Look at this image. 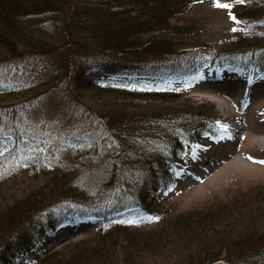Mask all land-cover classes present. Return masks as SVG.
<instances>
[{
	"label": "trees",
	"instance_id": "obj_1",
	"mask_svg": "<svg viewBox=\"0 0 264 264\" xmlns=\"http://www.w3.org/2000/svg\"><path fill=\"white\" fill-rule=\"evenodd\" d=\"M198 1L0 0V68L12 55L23 59L19 68L4 69L6 76L0 72V102L15 100L0 106V264H18L47 229L76 212L103 226L37 264H264V187L216 194L188 210L161 206L189 148L215 127V103L195 102L189 84L151 87L86 77L96 69L148 78L180 70L191 77L205 67L221 77L223 66L239 58L264 74V0H217L230 3L247 29L221 48L204 39L196 43L197 26L172 20ZM48 53H58L56 65L40 61ZM100 55L138 60L133 69H112L91 62ZM66 78L98 95L97 104L110 113L95 114L92 135L85 129L80 134L87 135L53 141L47 133L53 125L48 129L36 111L49 92L60 94ZM26 94L31 97L23 99ZM33 117L43 125L23 123ZM88 139L97 146L95 156H86ZM76 141L83 143L76 148L85 152L80 158L95 161V171L40 175L54 167L55 142ZM133 209L160 218L161 226L132 227L123 215ZM17 232L28 235L18 249Z\"/></svg>",
	"mask_w": 264,
	"mask_h": 264
},
{
	"label": "rangeland",
	"instance_id": "obj_2",
	"mask_svg": "<svg viewBox=\"0 0 264 264\" xmlns=\"http://www.w3.org/2000/svg\"><path fill=\"white\" fill-rule=\"evenodd\" d=\"M223 5H228V7H224ZM233 9L234 7L228 2L199 0L183 15H178L172 20L178 24H194L195 29L197 26L199 30L195 33L194 37L196 43L204 39L207 42H211L215 47L221 48L227 45L226 42L229 39L237 38L242 35L244 36V34H246L245 31H247L246 24L237 19ZM15 56L17 55H12L7 62L5 61L6 63L4 62L1 65V73L5 75L4 69L8 70L11 67L16 66V68H19L21 66L23 59L19 60V58ZM34 56L35 55L29 58L30 63L33 65L37 61V56ZM58 58V53H48L42 55L40 61L42 63H49V65L53 66L57 64ZM246 59L248 58H239L238 60L240 62L236 61L238 65V67L236 66V70L241 68ZM96 60L99 65L106 68H126L129 70L136 67L135 62L138 59L122 55H100L92 58L91 62H95ZM97 71L102 72L100 70ZM238 71L234 75L226 71L223 77L225 78V82L217 83L221 86V88H219L218 86L215 87V85H212L217 81H214L213 78L210 77L211 74L209 71L206 70L204 76L197 78L201 86H197L196 89L188 93L197 103L209 100L214 102L217 115L219 114L218 116L221 117L220 120L223 122L220 123L218 129L201 140L203 143L202 145L208 146V148L204 149L206 153L203 154L202 150L198 152V149L195 150V147L191 150L189 149V157L192 161L191 164L194 163V169L192 171H194L196 175L188 172L186 176L183 175L181 177L182 181L177 184V186H173L165 196H162L161 206L172 208L176 211L188 210L206 202L208 199L212 198V196H216V194H219V197H227V194L233 195L238 191L248 189L252 185L264 187V141L260 138L264 137V91H262L264 85L257 83V85L252 88L250 98L244 97L243 100H238L243 93V87L241 86L236 89V83H233L235 78L239 75ZM171 72L172 73L164 77H144L145 79L140 82L142 84L156 85L165 82L181 84L182 72ZM90 74L95 75L97 72L94 71ZM5 79L7 80V77H5ZM134 79L138 80L139 77H134ZM206 84H210V86ZM61 89L62 91L59 95L54 94L55 91L49 92L47 102H44L36 111V113L40 115L43 114L41 118H43V122H45L48 129H51L53 125V131H47V133H53V135L50 134L53 136V141L57 140L60 136L72 138L77 134L87 135L88 133L92 135L88 130L96 132V129H94L95 127H93V125L90 126L92 119L94 120L95 118V114L99 112L102 115H107L110 111L103 110V108L97 104L98 95L91 92V90L87 92L86 89H81L78 80L64 79ZM27 95L29 94L24 95L23 99L31 97ZM13 101L15 100H4L0 102V106ZM237 119H240L241 123H239L240 128H238V134L234 137L232 134H229L227 130H224V126L226 124L228 125V123L235 125ZM23 123L26 126L31 125L36 128L43 125L42 121H40V117L25 118L23 119ZM84 130L87 131V133L80 134V132ZM67 131L70 132L67 133ZM88 140L84 142V146L90 148L86 156H95L97 153L93 151V147L97 148V146H94L90 139ZM4 145L5 144H2L0 146L4 147ZM80 145H83V143L79 141L75 143L55 142L57 157L52 160V165L54 167L49 166V172L40 173V175L59 174V176L70 178L71 176H84L89 172L95 171L96 168L93 164L95 161L89 162L80 158L81 154H85L82 149L76 150ZM216 152H222L225 160L210 172L203 173L205 160L208 159V157L214 156ZM198 153L199 161H197L196 158ZM64 171L69 172H65L66 174L60 173ZM23 175L28 174L25 171ZM12 184H14V182H12ZM150 218L151 217L148 215L135 211L131 213L129 221H133V223H130L132 227L142 226L147 227L146 229H150L161 226L163 221L161 222L160 218ZM20 233L21 232H17L15 236L21 237L24 235ZM95 233V225L88 226L80 233L81 235L78 234L76 237L56 246L54 249L56 250L67 244L90 238L94 236ZM24 239L25 237L21 238L20 241L22 242ZM116 242V245H119V241L116 240ZM111 251L118 255V251L113 249H111ZM0 259L3 258L0 257ZM18 261L21 262V258ZM141 264L144 263L141 262ZM146 264H149V261H146Z\"/></svg>",
	"mask_w": 264,
	"mask_h": 264
},
{
	"label": "snow or ice",
	"instance_id": "obj_3",
	"mask_svg": "<svg viewBox=\"0 0 264 264\" xmlns=\"http://www.w3.org/2000/svg\"><path fill=\"white\" fill-rule=\"evenodd\" d=\"M242 2V0H241ZM224 7H228V5H223ZM224 130L226 131L227 130V126L225 125L224 126ZM150 219H158V218H150ZM128 223H133V221H128Z\"/></svg>",
	"mask_w": 264,
	"mask_h": 264
},
{
	"label": "bare ground",
	"instance_id": "obj_4",
	"mask_svg": "<svg viewBox=\"0 0 264 264\" xmlns=\"http://www.w3.org/2000/svg\"><path fill=\"white\" fill-rule=\"evenodd\" d=\"M235 128V127H234ZM260 138H262V140L264 141V137H260ZM264 146V145H263Z\"/></svg>",
	"mask_w": 264,
	"mask_h": 264
}]
</instances>
